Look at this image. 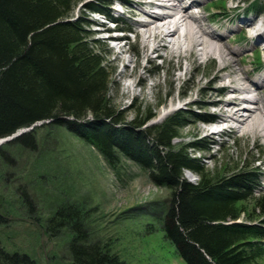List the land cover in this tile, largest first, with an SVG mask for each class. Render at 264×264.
Here are the masks:
<instances>
[{
    "label": "trees",
    "instance_id": "16d2710c",
    "mask_svg": "<svg viewBox=\"0 0 264 264\" xmlns=\"http://www.w3.org/2000/svg\"><path fill=\"white\" fill-rule=\"evenodd\" d=\"M81 1L0 0V138L39 121L65 127L95 146L112 167L122 156L171 190L158 218L184 264H264V193L257 194L263 174L256 164L261 156L212 170L190 151L207 149L201 139L175 144L188 125L182 111L154 125H145L152 115L126 121L110 97L109 50L94 37L89 19L73 15ZM108 4L88 0L83 7L105 12ZM252 7L264 11V0ZM34 134L35 129L9 142L35 148ZM257 148L263 154V146ZM184 170L195 172L198 181L187 180ZM63 227L75 233L73 264L123 263L111 247L88 243L75 206L60 207L47 231ZM0 264L39 262L0 241Z\"/></svg>",
    "mask_w": 264,
    "mask_h": 264
},
{
    "label": "rangeland",
    "instance_id": "374dc122",
    "mask_svg": "<svg viewBox=\"0 0 264 264\" xmlns=\"http://www.w3.org/2000/svg\"><path fill=\"white\" fill-rule=\"evenodd\" d=\"M87 1L76 4L73 15L94 23L90 26L94 37L109 50V65L114 68L110 97L126 121L136 117L143 120L152 115L145 125H154L182 111L188 125L181 130L182 138H176L175 144L201 139L207 149L192 148L190 151L201 156L212 170L262 157L261 149L257 148V145L264 146V136L260 133H244L242 128L234 129L228 123H223L227 124L226 128L223 124H208L211 121L208 115L217 109L210 100L236 94L232 88L222 89L223 80L214 79L219 70L215 57L192 56L188 60L162 49L161 57H156L158 52H153L149 59L143 42L135 33L142 28L138 19L146 16L121 14L113 8L114 3L110 5L114 16L122 15L119 25L133 29L127 33V38L114 42L107 37L112 32L104 29L113 25H101L104 17L84 8ZM241 1L218 3L225 13L223 16L217 17V11L213 8L207 11V7L206 14L214 18L212 26L226 30V42L241 51L234 57L240 58L238 66L245 68L250 77L252 74L260 79L259 73H264V51L258 54L257 39L253 35L264 32V14L239 17L244 10L237 5ZM136 6H131L132 12ZM251 18L257 24L250 26V31L241 27L248 19L252 23ZM220 24L223 26L219 27ZM228 34L231 35L229 40ZM120 45H125V53H119ZM126 62H129L128 67H125ZM138 62L141 64L136 66ZM188 62H191L190 69L181 77L180 67ZM135 66L146 79L129 77ZM177 76L180 77L176 79ZM193 76L201 78L200 82L194 83ZM260 81L264 82V76ZM134 82L133 91L125 93L127 85ZM262 90L264 85L257 92ZM174 97L179 99L172 102ZM190 99L194 101L186 103ZM167 108L169 110L165 112ZM32 127L35 129V148L0 138L4 139L0 142V148H3L0 153V241L7 250L27 253L39 264H73L70 246L75 233L71 227L47 231L58 209L70 205L82 214L88 243L99 242L111 247L114 252H119L122 264H184L174 245L163 234L159 219L163 207L166 208L171 199L169 188L157 185L146 170L122 156L112 167L95 146L65 127L40 121ZM256 164L259 165V161ZM260 166L264 172V164L260 163ZM183 172L187 180L198 181L195 172ZM262 185L258 195L264 193V179Z\"/></svg>",
    "mask_w": 264,
    "mask_h": 264
},
{
    "label": "bare ground",
    "instance_id": "6f19581e",
    "mask_svg": "<svg viewBox=\"0 0 264 264\" xmlns=\"http://www.w3.org/2000/svg\"><path fill=\"white\" fill-rule=\"evenodd\" d=\"M204 1L139 0L136 2V10L132 12V9H130V12L136 15L146 16V18H139L137 21L139 26H142L141 29L137 30V34L143 42L142 46H144L145 54L150 59V53L158 52L157 54L162 56L161 50L167 49L170 55L188 60L192 56H197L201 59L215 57L219 63V70L214 76V79L219 78L223 80L222 89L228 91L232 88V92L236 94H231L226 99L219 98L216 100V98H212L210 100L217 107L213 114L208 115L211 121L214 120L212 125L228 123L234 129L242 128L244 133H260L264 136V90L257 92L264 85V82L262 83L260 81L264 73H259L261 75L260 79L259 76L255 77L252 74H250L252 76L250 77L245 68L238 66L240 64V58L234 59V57L241 51L226 42V30H218L217 27L211 25L214 18L206 14L209 8L206 1L205 3ZM156 8L163 9L164 11L153 15L152 11L156 10ZM223 15L225 13L220 11L217 17ZM253 19L251 18V20ZM244 23V25L241 26L239 24V26L246 27L249 31L250 26L257 24L254 20L251 23L250 19ZM247 23H251V25ZM218 26L222 27L223 25L220 24ZM254 35L253 37L256 39L264 38V32L260 33L258 31ZM230 37L231 35L228 34V40ZM126 51L125 45H120L119 53L122 54ZM130 61L134 60L131 59ZM138 64L141 63L138 62L136 66ZM190 65L191 62H188L185 66L180 67L182 71L181 77L187 73ZM128 66L129 62H126L125 67ZM136 66L133 71L129 72V77L135 78L139 76L141 80L146 79V76L141 74ZM180 76H177L176 79ZM200 80L201 78L193 76L194 83H198ZM135 85V82L128 84L125 93L132 92ZM178 99L179 97H174L171 101L175 102ZM193 101V99H190L186 103L189 104ZM208 124L211 125L210 123ZM214 131L213 129L212 132Z\"/></svg>",
    "mask_w": 264,
    "mask_h": 264
},
{
    "label": "water",
    "instance_id": "95a60500",
    "mask_svg": "<svg viewBox=\"0 0 264 264\" xmlns=\"http://www.w3.org/2000/svg\"><path fill=\"white\" fill-rule=\"evenodd\" d=\"M41 123L43 122V121H40ZM49 122V121H48ZM39 123V122H38ZM37 124V123H36ZM27 130H29V128H26V129H24L23 130V132H25V131H27ZM17 135H20V133L19 134H17ZM17 135H15V136H17Z\"/></svg>",
    "mask_w": 264,
    "mask_h": 264
}]
</instances>
